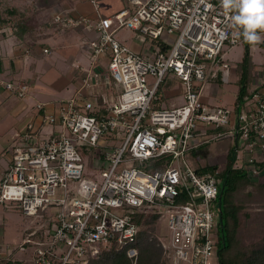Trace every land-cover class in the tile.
Wrapping results in <instances>:
<instances>
[{
	"label": "built area",
	"instance_id": "1",
	"mask_svg": "<svg viewBox=\"0 0 264 264\" xmlns=\"http://www.w3.org/2000/svg\"><path fill=\"white\" fill-rule=\"evenodd\" d=\"M88 1L98 12L96 22L69 11L55 19L98 32L97 38L84 41L91 67H79L82 81L72 96L59 103L37 102L35 122L15 133L11 164L0 181V204L16 206L26 216L54 210L52 231L35 248V264H89L114 244L127 247L136 264L142 226L117 209L146 205L156 206L147 214L167 210L169 242H161L162 264H220L214 206L222 179L218 172L201 174L188 165L183 170L179 161L211 139L230 138L236 153H250L243 163L248 162L250 174L262 173L255 162L264 161V79L249 89L245 101L251 104L244 110L222 103L211 106L209 101L217 99L219 72L230 69L222 58L224 45L240 40L231 20L235 13L225 12L220 0H127L126 8L105 16L98 0ZM122 28L152 39L164 33L177 36L143 55L114 36ZM168 74L183 84L186 103L181 106H164L159 91ZM3 83L9 94L21 99L31 90L25 79ZM225 127L228 130L213 133ZM118 132L123 136L114 151L102 137ZM75 141L108 146L111 164L96 162L102 168L101 181L85 175ZM164 156L171 159L162 169H119L130 161L149 166L151 159ZM210 257L216 261L211 263Z\"/></svg>",
	"mask_w": 264,
	"mask_h": 264
},
{
	"label": "rangeland",
	"instance_id": "2",
	"mask_svg": "<svg viewBox=\"0 0 264 264\" xmlns=\"http://www.w3.org/2000/svg\"><path fill=\"white\" fill-rule=\"evenodd\" d=\"M67 1L69 0H3L0 5V10L3 17L12 20L18 19L22 14L27 16L35 14L36 21L40 22L38 24H41L48 20H52V15L55 18L56 16L58 18V16L62 17L65 12H68L66 10L70 8H63L65 5H70ZM70 1L75 2L73 0ZM66 2L67 4H65ZM98 3L99 12L107 16H112L113 14L120 11V9L127 7V0H98ZM75 4H77V7H81L86 10L88 9V11L93 8V5L91 3L89 4L88 2H82V0H76ZM12 10L17 11L10 15ZM92 12L94 18L93 16L90 17ZM92 12L90 14H84V16L90 17L92 18V21L96 22V19L98 18V12L96 10H92ZM58 23H60L58 26L50 29V34L48 36L52 37L54 33H58L59 30H64L63 35L58 40L51 39L46 42H40L38 45H36V49L34 48L35 50L22 51V49L25 47V44L20 43L14 38L2 40V47L7 48L9 46L11 48V52H14L13 56L15 55V58H18L19 60V58L21 59V57H24V55L26 57L31 56L30 62H35L38 66L37 72H39V74L42 76V79L39 78L37 81L35 80L36 96L31 95L32 98L30 97L31 103L33 105H36L38 100H41L42 102L56 101V103H59V98H68L73 95L74 84L70 83L69 88L58 90L54 87V83H62L63 80L69 82L70 73L74 69L76 64H80L83 62L85 64L87 63L86 67L89 66V47L88 44L84 43V41L89 42L91 39H95L98 37V32L92 28H89L91 30H87V32L84 29V35L75 33L76 29L78 28H74L71 30V33L69 31L65 34V29L68 30L69 28L67 22L64 20L63 22ZM92 25L93 22L91 23V27ZM57 27L59 28L57 29ZM85 28H87V26H85ZM237 34L240 39L238 43H236L235 45H231L226 42V44L224 45L222 58L224 61L230 64V69L225 72L224 69H221V71L219 72L220 77L216 79L217 85L215 84L214 90L216 92H220V95H222V97L210 100L211 106H216L220 103L230 109L236 106L235 103L238 97L239 89V85L236 82L238 78V71L236 70L238 67V63L242 60L245 49V43L244 38L241 34V29H237ZM259 34L264 37V34ZM114 36L117 39L125 42L137 52H140L144 55L145 50L151 49L153 46L158 45V43H162L164 41L174 42L177 35L164 33L160 36L159 39H152L147 35H143L133 29L122 28L117 33H115ZM83 39L84 41L82 44L81 42ZM56 41L61 42L62 45L56 46ZM260 43L254 44L251 47L255 69L253 71L250 89L252 87H255V84L257 82H261V79H264V48L261 47ZM137 44L139 45V47ZM43 45L50 46L51 52L43 54L42 51H40ZM37 51L40 52L38 53ZM70 56H75L76 60L72 61V58H70ZM27 60H29V58L25 59L24 63L25 65H27L26 67H30ZM51 62L54 65L50 64ZM101 71L103 73L106 72L105 68H101ZM223 74L224 76H227V81L220 82L219 79L222 78ZM253 82L254 84H252ZM118 89L116 88V91ZM170 90H172V92ZM159 93L162 95L165 107H176L186 103L183 92V84L171 74H168L165 77V81L163 82ZM13 98L14 100H16L15 105L17 106L14 111L11 109L9 110L8 107L6 108L5 106L4 109H1L0 105V181L3 178L6 170L9 168V165L11 164V152L13 151L14 144H17L14 133L17 131L24 132L27 129L28 124L32 121L35 122L36 120L34 112L35 108L32 109V112L26 111V98L22 100L18 99L15 96ZM245 104L250 105L251 102L247 101L246 103V101L244 100L243 105L241 106V110L245 109ZM38 123L39 119L37 120L35 125H37ZM50 129L51 127L45 128V131L48 132ZM225 130H228V127H225ZM120 136H123L122 132L104 136L102 137V140L106 144L109 143V146H111L110 149L115 151L117 140L121 139ZM75 145L77 146L78 151L84 157V161L86 164L85 175L101 181L102 168H100L96 162L99 160V163H101L103 167H107L109 164H111L112 158H109V156L106 155L108 146L106 145L105 147V145L103 144L99 145L98 147L90 146L84 141H75ZM231 148L235 149L230 138H226L221 141H215L214 139H211L206 145L204 144L202 147L199 146L198 148L194 147L193 149L187 151V153L185 154V158H181L179 164L181 165L183 170H185L186 165L191 167L193 170H196L199 159L200 165H216L221 170L224 168V165L227 162V154L229 153ZM194 150L198 151V155L193 158L192 154ZM101 152V158L97 159L96 157L99 156ZM249 155L250 153L246 150H242L239 153H236L235 164L237 166H241L244 163V160L248 159ZM176 164H178V162ZM133 166L142 168L144 167V164L139 161L124 162L119 166V169ZM249 167H251V165ZM262 172L263 173H261L260 175L251 176L252 178L254 177V179H257L260 182H264V171ZM72 183L73 182L71 181V184ZM258 198L261 199L259 195ZM184 201L186 200L184 199L183 202ZM257 203L258 201L254 200L246 209L247 212H249V216H251V218L246 219V217H242L245 223L243 225L244 235L246 236V240L248 242L253 239L255 240L258 233L256 228L259 225L257 223L258 221L256 216L259 212H262L263 208L261 205L259 207ZM155 208L156 206L146 205L143 209L129 208L125 209V211L122 209H117V212L121 214L127 213L128 216H131L132 220H138L141 215L147 214L145 212ZM214 211L217 213L219 220L220 210L218 204L214 206ZM46 213L47 212L43 210L38 215L26 216L18 208H16V206H4L0 204V229L4 232L5 243H10L8 246H11L13 248H16L22 244L24 246V249H20V251L22 252L23 256L28 257L27 261H29L26 262L25 260H23V262H18H21L22 264H35V248L40 240H43L49 236V233L52 231L53 223L55 221V212L53 209L52 212H48V214ZM160 213L161 217L156 223V235L160 242L168 243L169 230L167 225V210L162 209L160 210ZM144 227L145 226L142 225V229ZM16 250L18 249L16 248ZM209 261L211 263H214L216 259L210 257Z\"/></svg>",
	"mask_w": 264,
	"mask_h": 264
},
{
	"label": "trees",
	"instance_id": "3",
	"mask_svg": "<svg viewBox=\"0 0 264 264\" xmlns=\"http://www.w3.org/2000/svg\"><path fill=\"white\" fill-rule=\"evenodd\" d=\"M16 11L17 10H12L10 15ZM35 21V14L29 16L22 14L18 19L12 20L3 17L0 10V40L2 37H14L20 43L25 44L22 51H31L41 39L46 38L50 34V29L58 26L60 24L58 22H63L64 20L58 21L53 17L52 20H48L41 24ZM59 27H57V29ZM69 28L81 27L69 26ZM244 43L245 49L243 57L238 63L236 70L238 71L236 82L239 85L238 97L235 103L237 110L241 108L246 96L249 95L253 71L255 69V63L251 52L253 44L245 40ZM260 45L264 48V42H261ZM5 71L6 67L4 60L0 55V74H4ZM18 79L20 78H13L10 80ZM219 81L222 82L221 78ZM223 131H225V128H219L213 130V133H221ZM203 145L204 144H202L201 147ZM197 152L198 151L195 150L193 151V158L198 155ZM170 159L169 156L151 159L150 165H145L143 168L147 171L162 169L165 163L169 162ZM235 160L236 152L231 148L227 154V162L223 169L220 170L216 165L211 164L202 166L199 163V159L196 169V171L201 174L218 172L217 175L222 179L217 199L220 210L217 244L219 262L220 264H264V182H260L254 179V177L252 178L249 169L246 167L248 162L241 167H236L234 166ZM255 164L261 171H264V161H256ZM258 195L261 199L258 198ZM254 200L258 201L257 204L259 207L261 205L263 210L256 216L259 225L256 228L258 231L256 239L248 242L244 235L243 225L245 223L242 217L244 216L246 219L251 218L246 209ZM43 210L44 209H42L40 213ZM160 217V214L150 213L141 215L138 220L133 219L138 225L145 226L139 231L135 244L139 249V257L136 264L163 263L164 248L156 235V223ZM89 264H132V261L127 255V247L122 248L114 244L109 249L103 248L99 255L90 260Z\"/></svg>",
	"mask_w": 264,
	"mask_h": 264
},
{
	"label": "crops",
	"instance_id": "4",
	"mask_svg": "<svg viewBox=\"0 0 264 264\" xmlns=\"http://www.w3.org/2000/svg\"><path fill=\"white\" fill-rule=\"evenodd\" d=\"M73 1L76 2V0H73ZM67 2L70 5H65L63 8H65V9L66 8H70V9H68L66 11H69V13H71V14H75V15L83 14L84 15V14H87V13L90 14L92 12V10L93 11L95 10L94 5L88 0H85V1L82 0V2H86V3L88 2L89 4L91 3L93 5V8H91L89 11H88V9L86 10V9L81 8V7H77V4H75V2H71L70 0L67 1ZM67 2L65 4H67ZM91 16H93V18H94L93 12L91 13L90 17ZM53 17L54 16L52 15L51 19H53ZM72 29H74V28H68V30L65 29L64 33L66 34L69 31L71 33ZM83 30H84V28H78V29H76V31L75 30L74 31H75L76 34L79 33L81 35H84ZM63 31L64 30H59L58 33H56V34L54 33V35L52 37L47 36L46 38L41 39L39 41V43L42 42V41L46 42V41L51 40V39L58 40L63 35ZM68 35H70V34H68ZM11 38H14V37H11V36L2 37L1 40H0V48H2V49H0V55L2 56V58L4 60L5 67H6L5 73L4 74H0V105H1V109H4V106L6 108L8 107L9 110L11 109L13 111L17 108V106L15 105V101L16 100H14V98H13L14 96L9 94V92L5 89L3 82H6V81H8L10 79H13V78L14 79L15 78H20V79H25L27 81L29 80V82L32 83L31 84V90H30L29 94L25 97L26 98V100H25L26 111L27 112H32V109L35 108L34 107L35 105H33L31 103V98H32L31 95L32 96H36L35 95V93H36L35 92L36 91L35 82L39 78L42 79V76L39 74V72H37L38 71L37 64L35 62H32V63L30 62V57L31 56L30 57L29 56L26 57L24 55V57H21V59L19 58V60H18V58L14 57L15 55L13 56L14 52H11V48L9 46L7 48L2 47V40L3 39H5V40L6 39H11ZM83 41H84V39L81 42L82 44H83ZM60 45H62V43L61 42H57L56 46H60ZM46 47H48L50 49V52H51L50 46L43 45L42 49L40 50V51H42L43 54H47V53L43 52V48H46ZM138 47H139V45H138ZM34 48L36 49V46ZM34 48H33V50H35ZM40 51H37V52L39 53ZM35 53H36V51H35ZM74 57L75 56H70V58H72V61L76 60V57L75 58ZM27 58H29V60H27V62H29L30 67H26L27 65H25V63H24L25 59H27ZM78 60H80V59H78ZM89 60H90V58H89ZM78 63H80V62H78ZM50 64L54 65L52 62ZM86 65H87V63L85 64L83 62L80 63V64H76L74 69L70 73L69 82L66 81V80H63L62 83H60V82L57 83L56 82V83H54V87L56 89H58V90H64L66 88H69V86H70L69 84L72 83V84H74V93H75L76 89L81 85V81H82V74H81V70H80L79 67H83L85 69L90 68L91 67V62L89 61V66L88 67H86ZM170 91L172 92V90H170ZM214 92H215L214 94L217 95V98H218V96H219V98L222 97V95H220V92H216V91H214ZM25 98H23V99H25ZM64 98H66V97L59 98L58 100H62ZM18 99L22 100L21 98H18ZM212 99L214 100L215 98H209V101L212 100ZM37 102H42V101L38 100ZM47 102H52V101H47ZM4 104H6L7 106L4 105ZM34 112H35V117H36V115H37L36 114V109L34 110ZM17 132H15V133H17ZM15 133H14V135H15ZM9 244L10 243H5L4 232H3V230L0 229V264H22V263H18V261L23 262V260H25V261L28 260V257L23 256L22 252L20 251V249H24V246L22 244L20 246L16 247L18 250H16V248L8 246ZM26 262H29V261H26Z\"/></svg>",
	"mask_w": 264,
	"mask_h": 264
},
{
	"label": "clouds",
	"instance_id": "5",
	"mask_svg": "<svg viewBox=\"0 0 264 264\" xmlns=\"http://www.w3.org/2000/svg\"><path fill=\"white\" fill-rule=\"evenodd\" d=\"M225 12H233L231 20L241 29L244 40L250 44L264 42V0H220Z\"/></svg>",
	"mask_w": 264,
	"mask_h": 264
}]
</instances>
